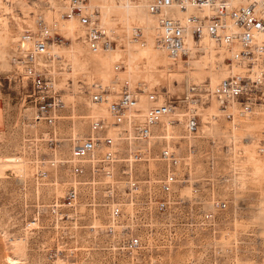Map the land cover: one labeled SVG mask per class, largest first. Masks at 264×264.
Masks as SVG:
<instances>
[{
    "label": "built area",
    "instance_id": "obj_1",
    "mask_svg": "<svg viewBox=\"0 0 264 264\" xmlns=\"http://www.w3.org/2000/svg\"><path fill=\"white\" fill-rule=\"evenodd\" d=\"M57 1L60 4L54 16L49 17L42 10L32 23L25 22L12 58L15 76L28 88L24 101L30 103L29 126L35 130V136L28 141L35 145L44 141L46 146L43 152L36 147L32 150L36 175L46 179L50 169L57 174L60 168H67L64 195L50 205L52 220L70 217L71 213L64 208L81 207L80 195L87 186L92 195L100 192L107 199L105 228L116 238L114 247L118 250L133 253L149 249L153 237L161 235L163 241L159 244L155 241L157 247H184L194 242L191 264H219L222 260L224 264H257L239 261L244 249L238 236L231 244L200 243L204 240L202 234L217 225L216 212L226 209L224 199L212 197L201 220H155L154 213L164 214L172 204L183 202L181 194L175 195L177 185H187L190 198L191 192L197 197L200 188L199 182L191 180V143L186 155L180 146L170 143L156 153L154 143L164 139L165 120L174 114L172 124L184 118L188 136H194L200 130L204 114L209 121L222 118L236 129L264 112V0H123L143 5L156 18L151 38L167 56L169 70L179 57L190 56L192 38L195 53L204 51L205 43L223 51L227 74L217 83L208 79L188 83L186 97L180 100L171 99L169 85H159L156 89L146 81L133 78L116 76L106 83L79 87L88 93L91 105L106 108L109 117L95 112L83 116L89 119L88 130L71 132L68 154L60 151L65 139L60 130L61 121L74 115L77 100L75 95H68L74 93L73 86L64 85L71 87L67 91L58 81L62 75L59 73L65 69L66 56L62 49L81 41L92 54L118 48L128 51L134 44L138 49L147 47L150 36L142 25L131 26L130 31L127 27V33L108 26L95 0ZM72 23L78 28L69 31ZM23 42L29 46L24 47ZM57 48L64 54L55 52ZM121 68H125L122 59L115 63V69ZM160 93L165 96L162 102ZM177 103H183L184 108ZM68 108L72 114H65ZM262 140L259 146L260 141H256L260 154H264V134ZM151 160L163 165L158 192L153 191L152 185L144 192L141 186L139 166ZM120 194H126V199L120 198ZM42 212L37 210L29 225L34 227ZM96 227L90 224L92 231ZM236 231L234 228L233 232ZM182 238L186 240L180 242Z\"/></svg>",
    "mask_w": 264,
    "mask_h": 264
},
{
    "label": "rangeland",
    "instance_id": "obj_2",
    "mask_svg": "<svg viewBox=\"0 0 264 264\" xmlns=\"http://www.w3.org/2000/svg\"><path fill=\"white\" fill-rule=\"evenodd\" d=\"M101 1L95 0L99 5ZM59 4L57 0H0V264H191V256L194 255H191V245L194 242L184 247L170 248L166 245L157 247L155 241L158 244L163 241L161 235L153 237L154 243L151 248L148 247L149 249L133 253L118 250L114 247L117 245L116 238L105 228L108 223V209L104 203L107 199L100 192L92 195L87 186L83 187L80 195L81 207H77L76 210L64 208L71 216L66 220H52L54 217L50 205L56 199L61 200L64 195L67 187L65 183L67 168H60L57 174L50 169V176L46 179L36 175L32 150L36 147L43 152L46 146L44 141H39L37 145L28 141L35 136V130L29 126L30 103L24 101V92L28 88L15 76L12 58L19 44L21 32L26 26L25 22H28L27 19L32 23L35 15L42 10L49 17L54 16ZM143 9L142 13L149 15L153 20V26L149 24L150 27L147 28L146 25H142L149 32L148 47L153 40L151 36L154 31L151 28L155 25V17L148 14L146 8ZM111 19H114V24H107L108 26H115L122 33H127V24L120 19L119 11L112 12ZM136 24L137 21L131 22L132 26ZM135 47L128 51L120 48L115 51L123 55L125 68L119 70L115 69L116 61L110 57L111 52H103L102 55L108 57L110 61L111 72L107 81L100 82L106 83L117 76L119 79L133 78L146 81L151 88L169 85L171 89L174 80L184 81L186 86L192 81L201 82L205 79L216 83L220 79L217 74L228 68L217 54L205 55L204 51H200L192 58L183 57L184 61L180 65L176 62L173 69L178 70L181 75L173 77L174 71L169 70L167 64L141 61L140 50ZM62 50L74 52L77 59L90 57L92 54L81 41L74 42L71 48ZM191 59H207L208 62L211 61L210 66L206 69H194ZM112 60L114 61L111 62ZM63 64L64 73L63 76L60 75L58 81L62 87L69 83L73 86L74 93L68 92V95H75L77 106L74 115L70 117L80 115L61 121L60 130L65 139L62 141L60 151L62 154H68L71 132L88 130L89 119L83 116L90 112L107 117L109 114L104 107L92 106L88 93L84 88H79L91 83L97 71L88 67L85 71L75 70L69 74L73 68L70 69L69 65ZM136 65L140 69L139 75L129 76V68ZM59 66L61 67V63L56 68L58 71L61 70ZM147 69L151 70L153 78H146ZM65 88L68 91L71 87ZM179 89L181 90V87ZM177 105L181 109L184 108L183 103ZM143 106L145 107L146 103ZM70 110V108L65 110V114H72ZM174 116L176 115L172 116L171 122ZM171 125L169 131L175 138L169 141L158 139L154 143L155 152L157 153L161 146L170 143L180 146L179 149L186 155L188 143H191L192 152L189 153L191 180L199 182L200 192L197 197L191 192L190 198V188L180 183L176 187L175 195L181 194L183 202L172 204L164 214L154 213L155 220L176 222L201 220L210 207L209 201L212 197L224 199L227 201L226 209L216 212L214 220H218L217 225L202 234L201 239L204 240L200 243L231 244L232 239L238 236L240 246L244 249L239 254V261L264 264V154L258 153L256 149V141H260L258 146L263 142L261 139L264 134V112L246 120L236 129L231 128L222 118L209 121L204 114L200 130L194 136H188L184 118L183 121L176 120ZM7 157L15 160L6 161ZM141 165L138 172L143 180L141 182L143 191L146 192L147 187L152 185L153 191L158 192L160 185L158 181L163 177L162 163L151 160ZM53 180H57L59 184L52 186ZM146 180L151 181L145 182ZM120 198L126 199V194H120ZM90 202L94 204L91 205ZM39 209L43 211L40 220L32 227L29 224L34 221L32 219ZM93 223L97 225L94 231L90 228V224ZM234 228L237 229L236 233L233 232ZM18 240L20 241L16 243ZM183 240L186 238H182L180 242ZM11 257L15 259L11 261L9 259ZM219 264H224V260Z\"/></svg>",
    "mask_w": 264,
    "mask_h": 264
},
{
    "label": "bare ground",
    "instance_id": "obj_3",
    "mask_svg": "<svg viewBox=\"0 0 264 264\" xmlns=\"http://www.w3.org/2000/svg\"><path fill=\"white\" fill-rule=\"evenodd\" d=\"M101 2L102 3L99 5V7H101V10L103 11V15H104L103 19H104V22L106 24H111V23L114 24L113 23L114 19H111V14L114 11H119L120 19L127 24L129 31H130L131 26H132L131 25L132 21H137L136 25H146L147 28L150 27V25L153 26V24H152L153 20L149 17V15L142 13L144 9H143V5H141V4L131 5V4H129L123 0L116 1L117 3L114 0H102ZM27 21L31 22L30 19H27ZM155 22H156V18H155L154 24H155ZM75 25H76V23L69 24V27H71L69 29V31L76 30L78 27ZM151 29H153V28H151ZM153 40L150 41L151 44L148 47H144V48L139 49L140 50V53H139L140 54V60L141 61H148V62H156V63L160 62V63H163V65L167 64L166 66H167V68H169L170 66L168 64L167 56L165 55V53L163 51H161L159 48H157L155 44H153ZM25 43H26V45H24ZM22 45L24 47L29 46V44L27 42H23ZM135 46H137V44L136 45L134 44L133 47H135ZM75 47L80 48V46L79 47L75 46ZM204 47H205V49H204L205 55L217 54L220 59H223V56H224L223 51L216 49L212 44L205 43ZM136 48L137 47H135V49ZM55 50H58V48ZM55 52L62 54L64 51L61 52L58 50ZM108 52L112 53V54L110 53V55H112L110 57L114 58L115 61L123 59V55L120 52H115V50H109ZM189 52H190L189 57L192 58L195 55V41L192 38L189 40ZM65 54H66L65 55L66 58L64 59V63L66 65H69L70 69L73 68V70L70 71L69 74L74 73L75 70H81V71L84 70L85 71L86 68L90 67L91 69H94L95 71H97V73H95L94 76L92 77L91 84H96L97 82H100V81H104V82L107 81L106 79L110 75V72H111L110 71L111 65H110V61H109L108 57L102 55V53L91 54L90 57H84V58L81 57L79 59H77L78 57L74 52H70V53L65 52ZM113 61L114 60H112L111 62H113ZM183 61H184L183 57H179L177 64L180 65L181 62H183ZM190 62L192 64H194V69L200 70V69L209 68V66H210L209 63L211 61L208 62L207 59L206 60L205 59H202V60L191 59ZM172 70L174 71L172 73L173 76L174 75H181V74H179L178 70H175V69H172ZM63 73H64V71L61 72V74H63ZM139 73H140V69L137 65L130 67L128 70V75L131 77L138 76ZM226 74L227 73L225 71H222V72L218 73L217 76H219L221 79ZM153 77H154V75L151 72V70H148V72H146V78L151 79ZM164 97L165 96H163L161 94V99H160L161 102L163 100H165ZM171 118H172V116L170 118H168L167 120H165L164 131L162 132V138L167 139V140L175 138L174 136L171 135V133L169 131L170 126H172L171 125V123H172ZM10 158L11 157H7L6 161H14L15 160V158H13V157H12L13 159H10ZM56 183H57V185L59 184V182L57 180L51 181V185L56 184ZM19 241L20 240L16 241V243ZM9 259L11 261H13L15 258L11 257Z\"/></svg>",
    "mask_w": 264,
    "mask_h": 264
},
{
    "label": "water",
    "instance_id": "obj_4",
    "mask_svg": "<svg viewBox=\"0 0 264 264\" xmlns=\"http://www.w3.org/2000/svg\"><path fill=\"white\" fill-rule=\"evenodd\" d=\"M179 87H181V90L179 89ZM170 97L171 99H174V100H180L186 97V85L184 81L178 82L177 80H174V82L171 84Z\"/></svg>",
    "mask_w": 264,
    "mask_h": 264
}]
</instances>
